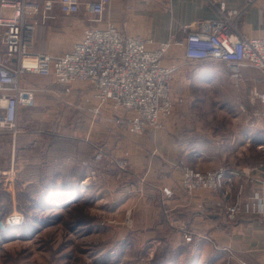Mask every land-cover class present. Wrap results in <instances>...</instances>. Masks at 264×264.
I'll return each instance as SVG.
<instances>
[{
	"label": "rangeland",
	"instance_id": "374dc122",
	"mask_svg": "<svg viewBox=\"0 0 264 264\" xmlns=\"http://www.w3.org/2000/svg\"><path fill=\"white\" fill-rule=\"evenodd\" d=\"M86 2L88 1L84 0ZM85 9L83 6L79 13L72 15H63L56 10V16L52 14L54 19L50 20L73 28L71 26H75V16L86 13ZM92 17L90 14L88 19ZM37 21L34 51L60 53L59 50H47L53 42L48 38L50 28L44 19L38 18ZM71 31L78 33L77 29H70L64 34L68 35ZM167 54L168 52L164 55L163 62ZM185 61L184 70H180L176 64L173 75L172 93L177 102L170 115L161 116V125L158 127L147 125L142 131H135L129 122L126 125L130 116L111 101L103 105L104 120L95 119L94 109L99 101L95 88L88 83L86 84L92 90L93 100L86 107L69 102L74 84L70 93L65 95L63 86L56 82L61 86L57 89L61 95L54 92L53 95H41L40 102L33 101L32 107L23 106L20 109L18 132L14 134L13 130L4 129L1 132L6 134L0 136V167L1 170L6 167L7 170L0 172V264H242L232 255L229 247L224 250L216 249L206 238L192 247L193 237L187 232V225L166 214L165 217L172 225L185 231L182 243L186 245L164 246L160 237L151 238L154 234H151L150 240L149 236L144 235H141L142 239H135L133 235H137L136 229L140 230L148 223L149 228H156L160 221L159 210L157 211L159 200H155L157 192L153 191L156 192L155 195L147 196L145 193L141 198L142 195H138L136 190L127 188V182L123 186L114 183L124 176L128 183L133 181L134 184V180L139 179L126 174L131 169L127 155L118 156L110 162L104 148L105 141L94 136L96 128L98 132L102 129L117 132L125 129L135 136H142L168 124L173 128L176 139L180 142L184 139L187 144V150L183 153L189 152L188 156H183V159L173 164L180 172L179 187L187 198V203L194 204V208L203 215L219 203L231 223L253 217L254 214L264 220V215L257 209L253 210L252 206V197L259 191L264 179L255 178L257 175L254 172L260 164L264 168V118L258 115L260 105L251 101L250 92L257 85H251L252 80H248L243 73L244 68L255 67L243 66L242 79L237 83L232 76V68L225 62ZM36 77L38 81L34 83L40 84L41 76ZM83 114L85 118H80ZM134 115L137 116L136 113ZM27 116L31 117L29 122ZM36 116L40 118H34ZM118 118H122V123L118 122ZM78 120L91 130L90 135L86 132L81 138H94L98 145L96 152L93 149L91 159L81 160V164L77 165L78 169L74 167V174H69L73 178H62L65 172H60L61 168L57 169V166L46 167L40 178L39 173L38 176L34 174L35 168H28V164L24 162L21 166L16 165L15 170L7 167L13 161L10 160L12 150L9 149L14 138L17 143H22L24 159L37 153L38 146L44 147L51 140L45 134L51 130L70 132ZM31 142H34L32 151L29 148ZM26 146L28 147L25 148ZM151 153L158 155L157 151L152 150ZM107 160L108 166H105ZM81 165L85 169V178H77ZM221 169L226 170L221 188L187 187L188 171L208 174ZM35 170L39 172V169ZM96 170L101 174L97 175ZM147 172L149 170L145 168L144 175ZM144 178L145 176L142 180ZM254 181L258 183V187L253 191L251 200L243 201L239 188L243 182L251 184ZM135 185L138 188L136 183ZM140 185L144 186V191L148 187L143 181ZM160 187L159 196L164 199L167 197L166 183ZM218 197L224 198L222 205ZM238 203L242 204V209L236 218H232L229 210ZM161 208L162 213L169 209L167 205L165 210L164 206ZM16 213L21 217L20 222L6 224V228H2L7 218ZM170 226L167 225V229ZM144 233L147 234L148 231ZM162 233L163 231L160 232ZM173 234L172 232L171 235Z\"/></svg>",
	"mask_w": 264,
	"mask_h": 264
},
{
	"label": "built area",
	"instance_id": "2783aa9c",
	"mask_svg": "<svg viewBox=\"0 0 264 264\" xmlns=\"http://www.w3.org/2000/svg\"><path fill=\"white\" fill-rule=\"evenodd\" d=\"M55 1L65 15L77 14L86 7V12L93 16L90 20L98 24L103 22L111 3V0L86 3L82 0H0V42L5 46L4 50L0 49V132L7 129L16 134L21 106L33 103L34 92L21 84L26 74L53 77L63 86L65 95L76 82L93 86L99 101L94 117L99 121L105 118L103 105L111 101L130 116L126 125L130 123L135 131L140 132L147 125L158 127L161 116L170 115L177 102L172 93L177 65L163 62L164 55L174 45L184 47L187 61L227 63L237 83L242 79L243 66L258 68L263 74L262 88L254 87L250 93L251 101L260 105L258 115L264 118V30L258 36L245 35L239 28L243 9L228 7L226 0H206L216 7L218 17L199 21L195 28L185 25L186 36L181 40L156 43L151 38L127 35L114 22L106 21L102 27L86 28L83 38L68 51L36 52L37 19L52 18ZM256 1L246 0L247 6ZM118 119L122 123V118ZM225 173L224 169L208 174L190 170L186 184L190 189L221 188ZM252 201L253 207L264 215V179ZM241 206L238 203L230 208L232 218L239 215ZM20 218L18 213L14 214L2 228L20 222Z\"/></svg>",
	"mask_w": 264,
	"mask_h": 264
},
{
	"label": "crops",
	"instance_id": "0c3cea01",
	"mask_svg": "<svg viewBox=\"0 0 264 264\" xmlns=\"http://www.w3.org/2000/svg\"><path fill=\"white\" fill-rule=\"evenodd\" d=\"M82 1L84 2V0ZM226 1L230 8L243 9L242 16L239 20V28L245 35L258 36L262 33L264 30V0H257L254 4L248 6L246 0ZM56 10L63 14L59 9V4L55 1L51 14H54ZM89 15L90 14L86 12L75 16V26H71L73 28L51 22L50 19L54 18L45 19V23H48V28H50L48 38L51 42L53 41L50 45L51 48L47 50H54L52 52H55V50H59L60 52L68 51L75 42L83 38L86 28L102 27L106 21L114 22L119 29L127 35L151 38L156 43L169 39L181 40L186 36V33L183 31L185 25H191L195 28L199 21L217 18L218 11L215 6L206 2V0H111V3L107 6L106 12L103 15L102 23L98 24L88 19ZM39 19H41V17ZM70 29H77L78 33L71 31L68 35L64 34L65 31ZM154 46L155 45H151V47ZM0 49H5V46L1 42ZM185 62L184 47L176 45L172 47L164 60L166 64H178L180 70H184ZM243 73L248 80H252L251 85H257L258 88H262L260 81L263 74L259 69L247 67L244 68ZM184 78H187V76H184ZM39 80H42L40 84L34 83L38 81L34 74H26L22 79L23 88L30 89L34 92V102H40L42 100L41 95H53L52 92L60 93L57 92V89L61 86L54 82L53 77L41 76ZM92 100V90L88 84L84 82L74 83V92L69 95V102H71V104L75 102L79 103L81 107H86V104L92 103ZM32 106L33 105L25 107ZM22 107L23 106L20 108L21 110ZM45 116L47 117L48 113ZM34 118L40 117L36 116ZM80 118H85L84 114L81 115ZM26 119L29 122L31 117L27 116ZM89 129L90 128L86 126L85 123H80V120H78L70 132L51 130V132L45 134V137H49L51 140L49 139L50 141L46 142L44 147L41 145L38 146V152L29 155L30 158L28 156L27 158L24 157V159L22 157V143H17V139L14 138L13 145H11L9 149L12 150L10 160L13 161L11 166L9 164L7 167L15 170L16 165L21 166L24 162L28 164V168L33 167L39 169V172L34 169V174L37 175L39 173L38 178H40L43 171H46V167L49 168V165H51L53 167L57 166V169L60 167L61 170L59 171L65 172L62 178H73L69 174H74V167L78 169L77 165L78 163L81 164V160L91 159L94 155L92 152L94 148L96 152L98 145L96 139L81 138L86 132L90 135L91 130ZM97 129L98 128L95 129L96 132L94 136L100 139L103 138L102 140L105 141L104 148L108 153L110 162L118 156L127 155L131 162V169L126 172V174L134 175L135 178L139 179V181L135 179L133 184V181L132 183H128V181H126L127 178L125 180L124 176L123 178L120 177V179L115 180L114 183L123 186V184L127 182V188L130 190L132 189V191L136 190L138 195H142L141 198L145 193L147 196L148 194L155 195L157 192L158 196L155 200H159L157 211L159 210L160 221L157 222L156 228H149L148 225L150 223H148L145 224L147 226H142L143 228L140 230L136 229V231H138L137 235H133L135 239H142L143 236L141 235H144V237L149 236V240L151 238L159 239L160 237L159 240L164 246H169V244L174 247L182 246L184 244L182 242L185 240V231L172 225L171 221L169 222V219L165 217L166 214L169 218L172 217L173 220L177 221L181 220L187 225V232L191 233L193 237V241L191 242L192 247L197 246L199 240L202 238H206L217 247L216 249L224 250L225 247H229L228 249L231 250L232 255L242 264H264V220L259 216L254 214L255 216L253 217H247L236 223H231L227 220L225 211L219 206V203L218 206L211 208L210 212L204 215L194 208V204L187 203L188 200L179 187L180 172L173 167V164L183 159V156H188L189 152L183 153L184 150H187V144L184 139H182L181 142L176 139L171 126L168 124L164 125L162 128L153 130V132H149L142 136H135L125 129L119 132L113 129H102L98 132ZM4 134L6 133L1 132L0 136ZM117 134H119V137ZM41 140L42 138L37 139L35 144ZM32 143L34 142H31L29 146L31 151L33 150ZM27 147L28 146L25 148ZM152 150L157 151L158 155L152 154ZM109 160H107L105 166H108ZM260 165L254 172L255 175L264 177V168H261L262 166ZM81 168L82 169L78 171L77 178H85V169L82 165ZM94 168L98 169V167ZM145 168L149 170L146 175H144ZM5 171H7L6 167L2 170L0 167V172ZM96 171L98 173L97 175H99V173L101 174L99 170ZM143 176H145V178L142 180ZM140 180L148 186L145 191L143 190L144 186L140 185ZM135 183L138 185V188H136ZM165 183V194L167 197L163 199V197L161 198L159 196V190H161L160 185ZM256 187H258V183L256 184L255 181L251 184L247 182L245 184L244 182L242 183L239 190L243 201H248V199L251 200V196ZM170 194H172V196H170ZM208 195L211 196L210 193ZM245 196L248 197L246 198ZM223 197H218L221 205L224 200ZM167 198L168 200L166 201L165 199ZM166 205L169 207L167 212H160L162 209L161 207L164 206V210L166 209ZM254 209L253 207V210ZM171 214L173 215L171 216ZM167 225H171L170 229H167ZM147 231L148 233L145 234L144 232ZM162 231L163 233L160 234ZM172 232L174 233L173 235H171ZM151 234L154 235L150 238ZM156 235L158 236L156 237Z\"/></svg>",
	"mask_w": 264,
	"mask_h": 264
}]
</instances>
